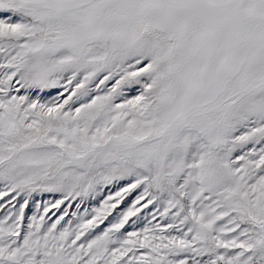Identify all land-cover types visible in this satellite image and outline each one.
I'll return each instance as SVG.
<instances>
[{
	"label": "snow or ice",
	"instance_id": "snow-or-ice-1",
	"mask_svg": "<svg viewBox=\"0 0 264 264\" xmlns=\"http://www.w3.org/2000/svg\"><path fill=\"white\" fill-rule=\"evenodd\" d=\"M0 264H264V0H0Z\"/></svg>",
	"mask_w": 264,
	"mask_h": 264
}]
</instances>
